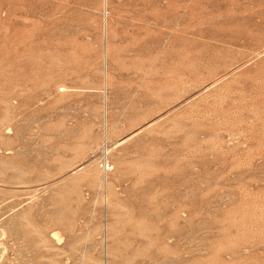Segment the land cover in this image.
<instances>
[{
    "label": "rangeland",
    "instance_id": "obj_1",
    "mask_svg": "<svg viewBox=\"0 0 264 264\" xmlns=\"http://www.w3.org/2000/svg\"><path fill=\"white\" fill-rule=\"evenodd\" d=\"M1 228V264H264V0H0Z\"/></svg>",
    "mask_w": 264,
    "mask_h": 264
},
{
    "label": "bare ground",
    "instance_id": "obj_2",
    "mask_svg": "<svg viewBox=\"0 0 264 264\" xmlns=\"http://www.w3.org/2000/svg\"><path fill=\"white\" fill-rule=\"evenodd\" d=\"M105 164V163H104ZM109 167V166H108ZM107 168V167H106ZM110 168V167H109ZM106 170V169H105ZM53 235H54V237L55 238H57V240H59V242H60V238H61V236L58 234V232H55V233H53ZM6 235H5V232H4V230H2V228L0 229V264H1V262H2V260L3 259H5L4 258V255H5V253H6V251H8L7 249L8 248H6V246L3 244V242H2V240L4 239V237H5ZM6 257V256H5Z\"/></svg>",
    "mask_w": 264,
    "mask_h": 264
}]
</instances>
